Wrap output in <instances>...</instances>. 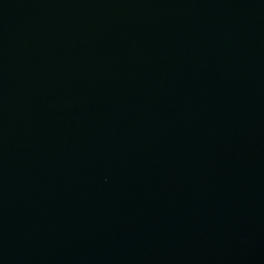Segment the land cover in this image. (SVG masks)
Segmentation results:
<instances>
[{
  "label": "water",
  "instance_id": "water-1",
  "mask_svg": "<svg viewBox=\"0 0 264 264\" xmlns=\"http://www.w3.org/2000/svg\"><path fill=\"white\" fill-rule=\"evenodd\" d=\"M0 264H264V0H0Z\"/></svg>",
  "mask_w": 264,
  "mask_h": 264
}]
</instances>
